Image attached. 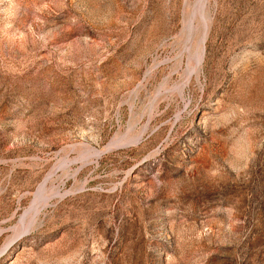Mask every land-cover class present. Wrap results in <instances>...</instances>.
Returning a JSON list of instances; mask_svg holds the SVG:
<instances>
[{
    "label": "rangeland",
    "instance_id": "374dc122",
    "mask_svg": "<svg viewBox=\"0 0 264 264\" xmlns=\"http://www.w3.org/2000/svg\"><path fill=\"white\" fill-rule=\"evenodd\" d=\"M184 5L0 0V264H264V0H210L199 81L155 100Z\"/></svg>",
    "mask_w": 264,
    "mask_h": 264
},
{
    "label": "bare ground",
    "instance_id": "6f19581e",
    "mask_svg": "<svg viewBox=\"0 0 264 264\" xmlns=\"http://www.w3.org/2000/svg\"><path fill=\"white\" fill-rule=\"evenodd\" d=\"M209 5L210 0H185L183 28L181 30V35L184 38V43L182 46L183 49H181L173 58H169L161 63L172 65L171 73L168 75L167 79L171 80L174 76H179L180 82H176L177 84H175L174 87L169 90H166L165 88L167 86L165 87L163 84V88L157 92L155 100L163 97L162 95H164V93L177 94L182 100H184L186 91L190 87L191 83L194 80L199 81L205 62L206 45L210 38V33L214 24V21L210 17ZM198 32H201V36L198 40V43L196 41L197 45L195 46V36H197L196 34ZM148 75L150 74L148 73ZM143 134L137 136L127 144L129 146L139 144L143 139ZM115 139L113 142L111 141L112 143L109 144L104 151L92 149L90 150V153L94 156V158H96V160H99L103 155L111 152L114 148L119 146L120 142ZM47 182L48 180H46L41 185L38 193L35 194V199L18 223L19 226L17 228H20V230L16 232L12 240L8 243V245H6L2 252L6 251L13 242L33 232L36 226L39 225L38 221L41 220L39 218L41 217L42 213L51 205L54 200H61L64 197L59 189L52 190L50 193H46L45 187H47Z\"/></svg>",
    "mask_w": 264,
    "mask_h": 264
}]
</instances>
